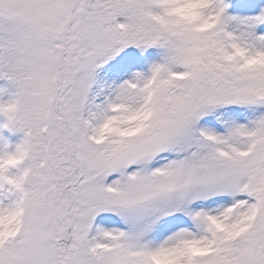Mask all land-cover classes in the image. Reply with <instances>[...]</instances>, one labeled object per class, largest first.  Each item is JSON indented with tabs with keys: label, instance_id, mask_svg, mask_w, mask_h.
Listing matches in <instances>:
<instances>
[{
	"label": "snow or ice",
	"instance_id": "obj_1",
	"mask_svg": "<svg viewBox=\"0 0 264 264\" xmlns=\"http://www.w3.org/2000/svg\"><path fill=\"white\" fill-rule=\"evenodd\" d=\"M0 78V264H264V0H0Z\"/></svg>",
	"mask_w": 264,
	"mask_h": 264
},
{
	"label": "rangeland",
	"instance_id": "obj_2",
	"mask_svg": "<svg viewBox=\"0 0 264 264\" xmlns=\"http://www.w3.org/2000/svg\"><path fill=\"white\" fill-rule=\"evenodd\" d=\"M6 85L9 89V91H14V87L11 84H9L6 80L0 78V87L6 86ZM0 117L3 119L4 116L2 114H0ZM24 135H25V132L23 130H20V129L14 130L13 136H12V134H10L11 148L12 149H14L18 143L22 142ZM1 144L2 143L0 142V147H1Z\"/></svg>",
	"mask_w": 264,
	"mask_h": 264
},
{
	"label": "trees",
	"instance_id": "obj_3",
	"mask_svg": "<svg viewBox=\"0 0 264 264\" xmlns=\"http://www.w3.org/2000/svg\"><path fill=\"white\" fill-rule=\"evenodd\" d=\"M5 98H7V97H5ZM4 120H5V117H3V119L0 117V124H2V122H4Z\"/></svg>",
	"mask_w": 264,
	"mask_h": 264
}]
</instances>
